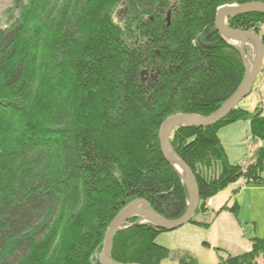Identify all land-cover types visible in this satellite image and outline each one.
I'll list each match as a JSON object with an SVG mask.
<instances>
[{
  "label": "trees",
  "instance_id": "16d2710c",
  "mask_svg": "<svg viewBox=\"0 0 264 264\" xmlns=\"http://www.w3.org/2000/svg\"><path fill=\"white\" fill-rule=\"evenodd\" d=\"M250 3L264 0H15L17 15L0 26V264H100L108 227L137 199L167 220L185 215L188 193L159 131L171 116L210 117L239 89L244 61L215 17ZM227 20L264 43V14ZM263 113L237 106L212 127L173 133L171 146L198 183L196 216L240 179L264 186V149L244 171L218 136L250 120L264 141ZM237 207L216 215H238ZM195 217L190 224L210 226ZM139 220L114 235L111 259L174 264L156 243L165 231ZM259 257L264 263V238L222 264ZM177 264L199 263L186 255Z\"/></svg>",
  "mask_w": 264,
  "mask_h": 264
},
{
  "label": "rangeland",
  "instance_id": "374dc122",
  "mask_svg": "<svg viewBox=\"0 0 264 264\" xmlns=\"http://www.w3.org/2000/svg\"><path fill=\"white\" fill-rule=\"evenodd\" d=\"M14 4L15 0H0L1 27L6 25L10 15H17L18 12L17 10H14ZM124 12V9L121 10V15H124ZM225 23L228 26L227 18L225 19ZM259 32H261V34L264 33V23L261 24ZM228 42L234 46L241 55V46L231 43L229 40ZM243 52L246 60V62H244L245 72L247 73L248 67L252 68L255 61L256 48L252 42H247L244 46ZM239 106L240 108L251 112L259 107L264 109V67L257 78L252 93L244 99ZM244 125L247 127L250 125L251 136L258 143L257 150L264 149V141L259 140L252 135L250 120L240 121L235 124V129L238 130V134L231 132L235 130L232 129L231 131L226 130V135H224L220 131L226 126L221 128L218 132V136L225 147L229 163L234 166L241 164L242 162L244 163L249 157V151L253 149L251 143L250 145L241 144V138L244 135V129L242 127H244ZM177 129L178 128H176L173 133ZM230 132V135L227 134ZM245 155H248L246 159ZM247 168L248 166L244 167V171H247ZM260 176L264 179V164ZM251 182L252 181H249L247 183V180H238L236 183L227 186L218 195L220 198H217L215 209H222L225 205H228V207L231 208L237 204L238 215L230 210L223 211V213L221 212L219 214V218L213 222L215 217H213L214 214L210 211L213 198L211 199L209 206L206 205L207 213L199 214L195 217V220L198 222L200 221L210 224L208 229L188 224L175 231L164 230L165 232L160 233L156 238V243L169 249L171 252L170 260L167 261V263L174 262V264H177L179 259H182L186 255H190V257L194 258L199 264H222V261L227 259L228 256H235L247 252L251 247L252 239L264 238V187L261 186L263 189L257 187L252 188L251 185L254 184ZM246 188L251 190H245ZM235 189L238 190L236 198L232 197L233 190ZM129 221L130 220L122 225V230L126 228L125 225L129 223Z\"/></svg>",
  "mask_w": 264,
  "mask_h": 264
},
{
  "label": "water",
  "instance_id": "95a60500",
  "mask_svg": "<svg viewBox=\"0 0 264 264\" xmlns=\"http://www.w3.org/2000/svg\"><path fill=\"white\" fill-rule=\"evenodd\" d=\"M250 14H264L263 3H250L245 5L224 6L218 9L215 17V27L217 32L231 43H241V56L244 62V46L247 42H252L256 48V57L252 68L247 69L245 78L236 93L213 115L203 118L197 115H175L167 118L161 125L159 133L160 148L164 158L179 173L188 193L187 211L178 220H167L157 214L151 205L142 199H137L124 207L108 227L102 251L99 256L100 264H119L111 260L110 253L113 246L114 235L122 230L128 220L140 217L138 224L151 223L161 230L175 231L188 225L194 219L199 205L200 194L197 180L190 167L176 154L171 146L172 133L176 128H208L224 120L233 112L239 104L246 99L253 90L259 74L264 67V43L256 34L246 31H235L230 29L225 23L228 16H244ZM250 170V168H248Z\"/></svg>",
  "mask_w": 264,
  "mask_h": 264
},
{
  "label": "crops",
  "instance_id": "0c3cea01",
  "mask_svg": "<svg viewBox=\"0 0 264 264\" xmlns=\"http://www.w3.org/2000/svg\"><path fill=\"white\" fill-rule=\"evenodd\" d=\"M258 107V106H257ZM235 124L236 123H234V124H231V125H228V126H226L224 129H222L220 132L221 133H223L224 135H226V130H232V129H235L236 128V126H235ZM243 129H244V135L242 136V142H241V144H244V145H250V143L252 144V146H253V149L251 150V151H249L250 152V154H249V157L247 158V156L248 155H245V159L247 158V160H245V162L243 163H241V164H238L237 166H240V167H246V166H248V167H250L249 165H253L254 164V156H255V153H256V151H257V142L252 138V136H251V133H250V125H248V127L246 126V125H244V127H242ZM231 132H234V133H237L238 132V130L237 129H235V130H233V131H231ZM231 132L230 133H227V134H231ZM249 133H250V135H249ZM238 134V133H237ZM220 138V137H219ZM221 140V139H220ZM221 143H222V140H221ZM222 145H223V143H222ZM223 147H224V145H223ZM225 148V147H224ZM241 180H244V181H246L244 178L243 179H240V181ZM248 186V185H247ZM262 185H256V184H254V185H251V187L252 188H262L261 187ZM264 187V186H263ZM250 188V187H249ZM263 189V188H262ZM245 190H251V189H248V188H246ZM253 190H257V189H253ZM242 192H244V191H242ZM237 189H235V190H233V195H232V197H234V198H236V195H237ZM231 197V198H232ZM217 198H220V197H216V198H214L213 200H212V207H211V209H210V211H212V214H214V216L213 217H215L214 218V220H213V222L216 220V219H218L219 218V216L220 215H216L217 213H218V211H220V209L219 210H216L215 208H216V203H217ZM228 206V205H227ZM223 213V212H222ZM200 222V221H199ZM212 222V223H213ZM192 225H194V226H196V227H199V228H202L203 226H198V225H195V224H192ZM204 228H206V229H208L209 227H204ZM207 246V245H206ZM250 249V248H249ZM249 251V250H248ZM246 253V252H245ZM244 254V253H243ZM239 255H242V254H239ZM235 256H238V255H235ZM257 262H258V264H264L263 263V259L261 258V257H259V259L257 260Z\"/></svg>",
  "mask_w": 264,
  "mask_h": 264
},
{
  "label": "bare ground",
  "instance_id": "6f19581e",
  "mask_svg": "<svg viewBox=\"0 0 264 264\" xmlns=\"http://www.w3.org/2000/svg\"><path fill=\"white\" fill-rule=\"evenodd\" d=\"M239 46H241V43H237ZM248 63V62H247ZM249 65V64H248ZM254 167V165H251L250 167H248V168H250V169H252ZM211 200H208L206 203H209ZM205 203V204H206ZM196 216V215H195ZM193 221V220H192ZM144 224H151V223H144ZM111 258V257H110ZM112 260V259H111ZM115 262V261H114Z\"/></svg>",
  "mask_w": 264,
  "mask_h": 264
},
{
  "label": "built area",
  "instance_id": "2783aa9c",
  "mask_svg": "<svg viewBox=\"0 0 264 264\" xmlns=\"http://www.w3.org/2000/svg\"><path fill=\"white\" fill-rule=\"evenodd\" d=\"M210 202L209 203H206L207 206H209Z\"/></svg>",
  "mask_w": 264,
  "mask_h": 264
}]
</instances>
